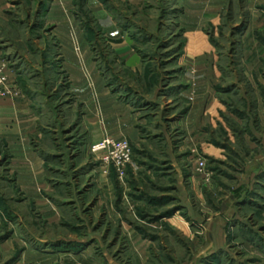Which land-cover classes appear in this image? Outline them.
<instances>
[{"label":"rangeland","instance_id":"obj_1","mask_svg":"<svg viewBox=\"0 0 264 264\" xmlns=\"http://www.w3.org/2000/svg\"><path fill=\"white\" fill-rule=\"evenodd\" d=\"M97 3L148 64L152 99L140 112L149 124L141 132L146 141L132 147L131 164L120 174L90 152L82 127L63 130V139L58 131L57 171L47 180L49 189L35 196L15 187L1 148L0 264H18L28 249L59 256L42 264H264V27L258 29L264 21L249 12L264 18V3H73L70 14L86 37L88 29L93 33L90 61H102L99 71L109 86L110 71L120 64L101 30ZM15 4L0 26L36 45L53 43L49 26L37 29ZM190 5L193 15H202L191 19L199 21L198 40L185 29ZM209 11L214 18L204 15ZM190 41L198 60L192 72ZM21 42L0 33L6 48ZM23 68L29 80L30 64ZM187 75L197 80L186 82ZM65 79L59 77L58 90L69 106L74 100ZM47 207L53 215L43 211Z\"/></svg>","mask_w":264,"mask_h":264},{"label":"crops","instance_id":"obj_2","mask_svg":"<svg viewBox=\"0 0 264 264\" xmlns=\"http://www.w3.org/2000/svg\"><path fill=\"white\" fill-rule=\"evenodd\" d=\"M77 1L80 0H0V18L3 22L8 23L2 16L9 12V4L16 3L21 12L35 20L37 29L43 30L49 26L54 40L53 43L36 45L29 38L23 40L18 33L13 36L10 29L0 26V33L3 30L12 42L24 41L23 45L16 44L15 49L6 48V43H0V65L6 67L9 83L14 90L13 97L0 98V149H3L8 161L15 187L25 195L35 196L41 189H49L47 180L53 179L51 174L57 171L55 164L58 165L60 161L55 156L58 131L61 132V138L63 130L71 126L82 127L91 144L109 137L127 140L135 148L146 141L141 132L149 124H146V120L142 121L140 112L152 99L146 91L151 85V76L146 74L148 64L137 53L129 35L103 12L100 4H94L93 8L103 22L101 30L110 40L115 64H120L116 70L110 71L113 75L110 86L105 84L107 79L99 71L102 61H90L89 58L91 45L87 41L92 42L93 33L88 29L89 36L86 37L85 30L70 14L74 4L78 5ZM210 1L206 0L207 3ZM250 5L249 0L247 8ZM193 9L190 5V12H186L183 18L187 34L198 40L199 21L191 19L201 18L202 15H193L196 13ZM249 12L264 21L257 10L249 9ZM206 13L204 15L207 18L215 16L214 11ZM260 23L258 29L264 27ZM36 32L30 29L27 33L34 35ZM189 44L187 55L189 71L192 72L198 60L194 59L192 42ZM255 47L261 49L260 45ZM11 64L15 65L14 68ZM29 64L31 74L27 80L22 74H25L23 66ZM59 72L65 75L68 94L74 100L69 106L61 104L64 93L58 90ZM123 73L124 76L121 75ZM187 78L186 82L197 80L194 76L187 75ZM188 90L191 87L188 86ZM192 112L185 119L191 117ZM149 141L151 144L156 143L154 139ZM43 211L53 215L54 209L47 207ZM52 254L28 249L23 252L18 264H42L52 257H59Z\"/></svg>","mask_w":264,"mask_h":264},{"label":"built area","instance_id":"obj_3","mask_svg":"<svg viewBox=\"0 0 264 264\" xmlns=\"http://www.w3.org/2000/svg\"><path fill=\"white\" fill-rule=\"evenodd\" d=\"M264 3V0H256ZM14 95L13 87L9 83L6 67L0 65V98H10ZM93 155H100L102 162L107 166H113L118 173L131 164L132 148L127 140H114L106 137L90 146Z\"/></svg>","mask_w":264,"mask_h":264},{"label":"trees","instance_id":"obj_4","mask_svg":"<svg viewBox=\"0 0 264 264\" xmlns=\"http://www.w3.org/2000/svg\"><path fill=\"white\" fill-rule=\"evenodd\" d=\"M132 148V147H131Z\"/></svg>","mask_w":264,"mask_h":264}]
</instances>
